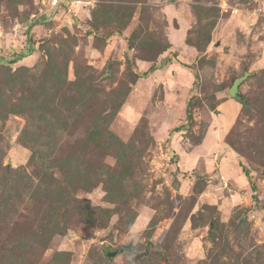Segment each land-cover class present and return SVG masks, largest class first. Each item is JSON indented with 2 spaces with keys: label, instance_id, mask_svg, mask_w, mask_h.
<instances>
[{
  "label": "rangeland",
  "instance_id": "obj_1",
  "mask_svg": "<svg viewBox=\"0 0 264 264\" xmlns=\"http://www.w3.org/2000/svg\"><path fill=\"white\" fill-rule=\"evenodd\" d=\"M0 264H264V0H0Z\"/></svg>",
  "mask_w": 264,
  "mask_h": 264
},
{
  "label": "trees",
  "instance_id": "obj_2",
  "mask_svg": "<svg viewBox=\"0 0 264 264\" xmlns=\"http://www.w3.org/2000/svg\"><path fill=\"white\" fill-rule=\"evenodd\" d=\"M67 4V3H64ZM28 52H23L21 54L18 55V60L23 59ZM159 69L155 64L152 65L148 71L144 72V73H137L138 77H145L147 76L150 72L155 71ZM241 81V79H239L238 81H235V84L233 85L234 87L238 85V82ZM233 87L232 92L234 93L232 96L237 99L238 101H241L244 105L246 104V101L242 98V95L240 92L236 91L235 88ZM195 107L194 102L192 100H190L187 104V108H186V112H187V119H188V123H192L195 121L194 116H193V108ZM110 135L111 132L109 130H106L105 128L103 129H99L96 128L94 130H91L89 132V135L87 136V146L89 147L90 145L96 144V145H104L108 140H110ZM33 151V156L34 158L39 156V151L37 149L32 148ZM240 165L243 168L244 173L246 174V176L248 178H250V174L249 172L246 170V168L240 163ZM252 188L255 189L256 187L254 185H252ZM109 251H106V255L108 256ZM109 257V256H108Z\"/></svg>",
  "mask_w": 264,
  "mask_h": 264
},
{
  "label": "water",
  "instance_id": "obj_3",
  "mask_svg": "<svg viewBox=\"0 0 264 264\" xmlns=\"http://www.w3.org/2000/svg\"><path fill=\"white\" fill-rule=\"evenodd\" d=\"M123 251L133 252L136 257H140V254L138 253V251L136 250V248L133 245H121L118 249H116L114 251H109L107 254L110 257H114L119 252H123Z\"/></svg>",
  "mask_w": 264,
  "mask_h": 264
},
{
  "label": "crops",
  "instance_id": "obj_4",
  "mask_svg": "<svg viewBox=\"0 0 264 264\" xmlns=\"http://www.w3.org/2000/svg\"><path fill=\"white\" fill-rule=\"evenodd\" d=\"M228 160H229V162H230L232 159L229 158Z\"/></svg>",
  "mask_w": 264,
  "mask_h": 264
}]
</instances>
